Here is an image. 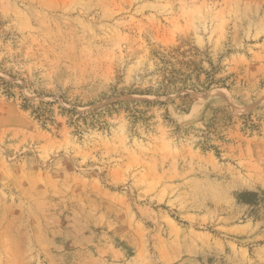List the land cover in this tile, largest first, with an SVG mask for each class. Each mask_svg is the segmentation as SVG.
<instances>
[{
  "label": "rangeland",
  "instance_id": "1",
  "mask_svg": "<svg viewBox=\"0 0 264 264\" xmlns=\"http://www.w3.org/2000/svg\"><path fill=\"white\" fill-rule=\"evenodd\" d=\"M251 111L264 0H0V264H264Z\"/></svg>",
  "mask_w": 264,
  "mask_h": 264
},
{
  "label": "trees",
  "instance_id": "2",
  "mask_svg": "<svg viewBox=\"0 0 264 264\" xmlns=\"http://www.w3.org/2000/svg\"><path fill=\"white\" fill-rule=\"evenodd\" d=\"M209 83H216V84H225L224 79H215L214 74H211L209 76ZM180 85V88H186L187 83L186 79L185 80H177L176 77L171 74L170 77L165 78V80L160 84V87L158 90H162V92H167L171 86H174L175 88ZM146 94H152V91H146ZM157 95L160 94V91H156ZM159 93V94H158ZM180 100L184 101L189 98L188 95H183L179 97ZM143 103L149 104V101H142ZM141 114L140 111L134 110L133 115L137 116ZM39 117L43 116V113H38ZM232 116L230 114H226L224 112H220L218 115H216L214 118L210 120V123L206 125L207 127V132L204 134V143L209 146V139H211L213 136L217 135L219 132H221L224 128L230 125ZM240 119L244 120L243 123V130H250L254 131L257 130L259 131L262 123H264V117H260L257 114H255L253 111L248 112L247 114H243L240 116ZM211 146V145H210Z\"/></svg>",
  "mask_w": 264,
  "mask_h": 264
}]
</instances>
